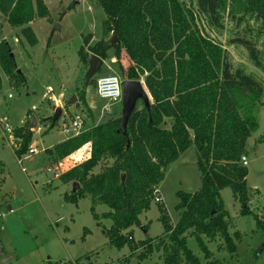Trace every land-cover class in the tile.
Masks as SVG:
<instances>
[{
  "label": "trees",
  "instance_id": "obj_1",
  "mask_svg": "<svg viewBox=\"0 0 264 264\" xmlns=\"http://www.w3.org/2000/svg\"><path fill=\"white\" fill-rule=\"evenodd\" d=\"M97 1L106 13L103 28L119 42L112 45L102 38L91 44L93 35H86L79 50L82 63L89 64L88 52L106 60L114 50L122 79L143 80L151 105L148 109L139 101L124 134L121 117L94 122L86 97L89 83L85 84L79 101L89 112L92 126L46 150L66 159L89 147L87 158L59 176L63 185H80L63 197L76 205L91 197V213L110 244L119 250L127 246L140 262L161 253L164 264H201L188 246L192 237L206 260H211L208 264H217L208 244L221 239L220 247L236 254L243 237L240 230L231 232L221 190L230 188L241 203V213L252 214L248 167L242 157L248 140L260 128L257 112L264 105V83L249 67L251 64L264 75V0H196L188 5L182 0ZM0 14L12 27L21 28L31 46L38 38L30 23L50 16L44 0H0ZM200 21L218 36H225V44L205 34ZM227 46L240 49L248 63L237 62ZM124 52L127 66L122 63ZM0 69L14 86L26 85L5 38L0 40ZM2 83L0 72V91ZM29 126L13 131L20 141L15 149L19 159L32 144ZM192 146L201 187L195 193L177 192L180 218L176 224L159 204L164 232L137 240L133 228L143 226L141 216L157 200L167 167ZM97 168L102 169L95 172ZM99 204L109 210L98 214ZM107 219L112 223L106 228L102 221ZM256 219L264 228V216L257 214ZM148 226L144 225L146 230Z\"/></svg>",
  "mask_w": 264,
  "mask_h": 264
},
{
  "label": "rangeland",
  "instance_id": "obj_2",
  "mask_svg": "<svg viewBox=\"0 0 264 264\" xmlns=\"http://www.w3.org/2000/svg\"><path fill=\"white\" fill-rule=\"evenodd\" d=\"M44 1L50 16L30 23L38 38L35 46L27 43L21 28L12 27L0 14V40L5 38L11 45L18 69L26 77V85L16 87L0 69L3 82L0 91V264H164L161 253H154L140 262L127 246L119 250L111 245L91 213V197L81 200L78 205L66 202L63 197L65 192L74 191V185L72 182L63 185L59 176L84 160L87 150L68 159H58L46 150L65 139L64 124L75 110L85 114L83 131L92 126L89 112L79 101L89 68L82 63L79 50L88 34L93 35L91 44L102 38L112 40L113 34L103 28L106 13L97 0ZM182 1L187 5L196 2ZM73 4L75 6L70 8ZM56 24L60 28L53 32ZM204 25L200 21L205 34L225 44V36H218ZM226 48L237 62H246L240 49ZM122 63L125 66L129 63L126 52ZM249 67L264 83V75L251 64ZM103 75H117L123 80L114 50L109 51L103 68L89 81L86 90L96 124L110 117H121L123 108V103L118 101L111 104L110 115H102L104 106L110 104L97 95L96 82ZM73 95L77 97L75 103L70 102ZM67 106H71L72 111L62 116L52 128L51 121L46 118L54 115L57 107L65 110ZM257 113L260 128L248 140L245 153L249 164L248 206L252 214L241 213V203L230 188L221 190L233 226L231 232L240 230L243 237L236 254L224 251L220 247L221 239L208 244L214 252L212 261L217 264H264V228L257 225L256 219L257 214L262 219L264 216V105ZM32 117L37 125L32 129L31 142L36 144L38 153L31 156L26 153L20 162L15 154L20 141L13 132L4 135L2 126L8 122L14 129L24 127ZM170 126L171 121L167 123V127ZM101 169L97 168L95 172ZM165 175L157 189V200L141 216L142 227L145 229L144 225L149 224L148 230L143 231L142 227L133 230L137 240L161 236L164 232L159 221V204H163L165 212L176 224L180 218L176 211L180 202L177 192L195 193L201 187L195 147L187 149L178 161L167 167ZM108 210L107 205L96 206L98 214ZM111 223L110 219L102 221L106 228ZM188 246L201 258V264L211 261L206 260L194 238L188 239Z\"/></svg>",
  "mask_w": 264,
  "mask_h": 264
},
{
  "label": "water",
  "instance_id": "obj_3",
  "mask_svg": "<svg viewBox=\"0 0 264 264\" xmlns=\"http://www.w3.org/2000/svg\"><path fill=\"white\" fill-rule=\"evenodd\" d=\"M59 28L60 26L56 24L53 27L52 31L55 32V30ZM115 42H119V39L117 36H114L113 39L110 41L112 45ZM88 60H89V64H88L89 68L85 75V80H84L85 84H88L90 79L99 73V71L103 68V63H104L103 58H100L99 56H97L96 54L92 52H88ZM122 84H123V99H122L123 108H122L121 118H122L123 123L121 126V132L124 134H127L129 119L132 113L137 108L139 101L142 100L143 102H145L148 109H150L151 102H150V94L148 93V90L142 80L127 79V80H123ZM70 102L71 103L77 102L76 95H73V97L70 99ZM63 112L64 110L62 107H57L55 114L46 118L48 121L49 120L51 121L52 128L56 126L57 124L56 122L62 117ZM36 125L37 124H36L35 118L32 117L30 121V126H29V133L32 131L33 127H35ZM122 177L124 181L125 176H122ZM79 187L80 185L77 182L74 183V190H77ZM9 210H12V208L9 207ZM142 229L143 231L145 230L143 227Z\"/></svg>",
  "mask_w": 264,
  "mask_h": 264
},
{
  "label": "built area",
  "instance_id": "obj_4",
  "mask_svg": "<svg viewBox=\"0 0 264 264\" xmlns=\"http://www.w3.org/2000/svg\"><path fill=\"white\" fill-rule=\"evenodd\" d=\"M123 80H121L117 75H103L100 76L96 82L97 85V93L98 97L106 101L107 104L104 106L102 110V115H110L112 113L111 104L121 101L123 99ZM73 116L69 119L67 124H64V134L66 137H73L79 135L83 131L85 114L80 111L75 110L72 112ZM2 131L4 135H9L14 131L13 125L5 122L2 126ZM84 149L81 150L83 152ZM38 148L36 144H31V147L28 151V155L37 154ZM79 153L76 154L79 155ZM88 155V151L86 153V157ZM75 155H70L68 158H74ZM66 158V159H68ZM85 159V157L83 158ZM20 161V160H19ZM21 162V161H20ZM81 162V161H80ZM78 163V162H77ZM242 163L247 166L248 158L246 155L242 157Z\"/></svg>",
  "mask_w": 264,
  "mask_h": 264
},
{
  "label": "crops",
  "instance_id": "obj_5",
  "mask_svg": "<svg viewBox=\"0 0 264 264\" xmlns=\"http://www.w3.org/2000/svg\"><path fill=\"white\" fill-rule=\"evenodd\" d=\"M97 95H98V93H97ZM71 111H72V108H71ZM7 123H8V122H7ZM66 138H67V137H65V139H66ZM65 139H63V140H65ZM67 139H68V138H67ZM63 140H62V141H63ZM62 141H61V142H62ZM58 143H60V142H58ZM34 144H35V143H34ZM53 146H54V145H53ZM53 146H52V147H53ZM88 148H89V147L86 146V147L83 148V149H84L85 151H86V150L88 151ZM88 156H89V154L87 155V157H88ZM87 157L85 156V158H87ZM18 159H19V158H18ZM20 159H21V158H20ZM20 159H19V160H20ZM248 166H249V164L247 165V167H248ZM80 202H81V201H80ZM133 230H134V228H133ZM133 232H134V231H133ZM134 234H135V232H134ZM134 237H135V235H134Z\"/></svg>",
  "mask_w": 264,
  "mask_h": 264
},
{
  "label": "flooded vegetation",
  "instance_id": "obj_6",
  "mask_svg": "<svg viewBox=\"0 0 264 264\" xmlns=\"http://www.w3.org/2000/svg\"><path fill=\"white\" fill-rule=\"evenodd\" d=\"M93 78H94V77H93ZM93 78H91V79H93ZM91 79H90V80H91ZM72 97H73V96H72ZM71 108H72L71 106H67V109H65V110L63 109V110H64V112H63L64 115H62V116H66V115H67V112H68V111H71Z\"/></svg>",
  "mask_w": 264,
  "mask_h": 264
}]
</instances>
